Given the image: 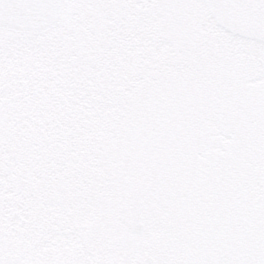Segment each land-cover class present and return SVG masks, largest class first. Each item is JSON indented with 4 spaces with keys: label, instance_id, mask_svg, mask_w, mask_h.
Returning <instances> with one entry per match:
<instances>
[{
    "label": "snow or ice",
    "instance_id": "1",
    "mask_svg": "<svg viewBox=\"0 0 264 264\" xmlns=\"http://www.w3.org/2000/svg\"><path fill=\"white\" fill-rule=\"evenodd\" d=\"M0 264H264V0H0Z\"/></svg>",
    "mask_w": 264,
    "mask_h": 264
}]
</instances>
